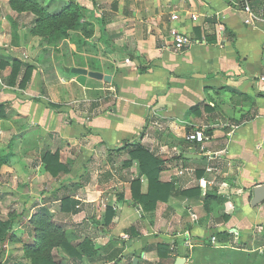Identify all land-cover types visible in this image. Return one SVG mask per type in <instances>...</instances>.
<instances>
[{"label":"crops","instance_id":"crops-1","mask_svg":"<svg viewBox=\"0 0 264 264\" xmlns=\"http://www.w3.org/2000/svg\"><path fill=\"white\" fill-rule=\"evenodd\" d=\"M80 4L95 26L92 40L81 37L92 51L62 69L100 71L111 82L57 68L47 75L38 36L29 35L30 56L9 33L10 19L18 30L35 15L0 10V56L35 66L25 89L22 73L10 85L12 66H0V176L32 174L45 199L30 214L46 208L80 243L92 240L94 254L80 264H264V199L253 204L264 185V0ZM201 129L202 141L189 138ZM132 143L154 153L160 181L172 185L151 211L132 196ZM57 151L69 172L54 176L42 156Z\"/></svg>","mask_w":264,"mask_h":264},{"label":"trees","instance_id":"trees-1","mask_svg":"<svg viewBox=\"0 0 264 264\" xmlns=\"http://www.w3.org/2000/svg\"><path fill=\"white\" fill-rule=\"evenodd\" d=\"M10 3L12 8L18 12L33 13L35 19L30 30L31 34L45 38L48 41H51L58 34L64 35L69 30L78 29L79 27L81 37L92 40L95 36L94 24L87 19L85 8L75 0L69 1L60 11L53 13L46 6H43L40 0H10ZM59 38L61 40L62 37ZM208 40L213 42L215 38H208ZM9 64L12 66V72L8 79L9 84L16 85L18 76L22 73L19 87L25 89L31 80L35 66L16 58H11L8 61L1 60L0 66L5 68ZM128 146H130L131 159L125 163L130 164L132 160L139 163V174L132 180L131 192L133 199L142 206L143 210H154L159 202H166L169 199L172 185L160 181L159 173L162 163L153 152L141 143H132ZM1 161L0 164H2ZM42 161L45 164V169L54 176H58L62 172H69L67 164L60 161L58 151L45 153L42 156ZM144 181H146L145 188ZM63 201L70 203L69 197H64ZM113 214V210L110 207L107 208L108 222L112 220ZM32 219L36 232L35 241L25 248L27 255L31 258V264H54L50 255L53 246L59 243L73 260H81L84 255L93 256L94 244L92 240L85 238L84 241L75 245L65 239V227L54 222L48 209L41 208L40 212L35 213ZM13 220L12 218L0 220V249L10 236Z\"/></svg>","mask_w":264,"mask_h":264},{"label":"rangeland","instance_id":"rangeland-1","mask_svg":"<svg viewBox=\"0 0 264 264\" xmlns=\"http://www.w3.org/2000/svg\"><path fill=\"white\" fill-rule=\"evenodd\" d=\"M61 1L62 0H40V3L43 6H49L51 12H57L62 8V4H64V2ZM76 2L80 4V0H77ZM8 7L12 8L10 0H0V10H2L3 13L4 9ZM13 10L16 11L15 9ZM12 22L13 18L12 21L10 19L11 28L9 32L12 36V43L17 46L20 40L23 39L24 42L22 43L26 48L25 50L29 53L28 42L32 40L30 39L29 35L31 34L30 30L33 26L34 20L32 23L28 22V20L20 23L21 25L19 26L21 27V29L19 28L18 30L16 26H12ZM22 24L27 28L24 29L22 27ZM20 30H22V32H20ZM64 35L58 34L51 41H48L47 39L40 36H38L37 38V41H41L42 44L40 45L42 47H44L43 44L46 45V48H44V50H42L39 55V57L44 56L40 61L39 66L43 68L44 73H46L47 75H53V73L56 72L57 68L61 75L70 76V73L67 74L63 71L64 67L62 69V63H80V61H82V59L80 58V52L92 51L91 48L83 43V39L81 38L80 34V27L78 29L69 30L68 33L66 32V34ZM33 36L37 37V35ZM59 37H62L61 40ZM10 48H13L12 45H10ZM54 51H56V53H53ZM31 54L33 55L35 53L31 51ZM31 54L29 53L28 55L31 56ZM39 57H37V59ZM11 58L15 59L16 57L10 56V59ZM0 59L3 60L1 56ZM26 59L27 58H25V60ZM32 59L34 60V58ZM3 150L4 148L2 149V151ZM2 151L0 150V157L5 156L2 155ZM31 175L32 174L27 172L25 168H20L19 170H17L15 176L10 174L9 172L5 177H3L4 175L0 176V178L4 180V182L0 180L2 181L0 183V220H7L9 218L14 219L13 227L10 231V236L4 243V246L0 249V264H31V258L27 255L25 248L27 245H32L35 241L36 232L35 226L33 225L34 221L32 218L35 213L40 212L41 208L35 210L33 214H30V205L38 202L35 198L40 201H43L45 199V197H42L41 190L36 191L33 188V184H30ZM12 179H15L19 183H16L15 180L12 181ZM36 194L39 196H37ZM76 227L77 226H75V228ZM65 231V239L75 245L80 243V233L72 230L69 231L66 228ZM67 255L68 254L59 243L58 245L53 246L50 257L51 260L54 261V264H80V260H73L69 255Z\"/></svg>","mask_w":264,"mask_h":264},{"label":"water","instance_id":"water-1","mask_svg":"<svg viewBox=\"0 0 264 264\" xmlns=\"http://www.w3.org/2000/svg\"><path fill=\"white\" fill-rule=\"evenodd\" d=\"M64 69L67 72H73L76 74H83V75H88L92 78L98 79V80H104L106 82H111L112 81V75L102 73L100 71H94V70H88L87 68L84 67H79V66H74V67H69L64 65ZM187 158H195L198 157V155L194 154H187L185 155ZM255 193V198L253 200V204L259 203L264 199V185H258L254 189ZM138 258L134 259V264H137ZM184 259L183 258H178L175 264H183Z\"/></svg>","mask_w":264,"mask_h":264},{"label":"built area","instance_id":"built-area-1","mask_svg":"<svg viewBox=\"0 0 264 264\" xmlns=\"http://www.w3.org/2000/svg\"><path fill=\"white\" fill-rule=\"evenodd\" d=\"M246 9H247L248 11H250V7H249V6H247ZM176 34H177V33L174 32V35H176ZM176 41H177L178 43H183V44H185V45H187V46L191 45V41H190L189 38H187V37L177 36V37H176ZM204 43H205V41H204ZM261 80L264 82V75L261 76ZM204 132H205L204 129L198 130V131H196L195 133L189 135V138L192 139V140L202 141V140L204 139Z\"/></svg>","mask_w":264,"mask_h":264}]
</instances>
